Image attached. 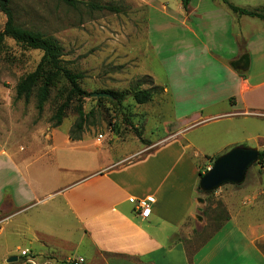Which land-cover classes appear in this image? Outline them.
<instances>
[{"label": "rangeland", "instance_id": "rangeland-1", "mask_svg": "<svg viewBox=\"0 0 264 264\" xmlns=\"http://www.w3.org/2000/svg\"><path fill=\"white\" fill-rule=\"evenodd\" d=\"M81 1L112 4L121 12L73 9L57 0H10V5L19 26L56 39L63 48L64 65L83 75L81 86L90 93L82 102L83 110L92 114L82 138L95 142L103 135V146L117 145V153L144 147L143 153L127 159L126 162H130L154 152L160 142L179 131L181 142L192 146L189 154L202 168L212 166L210 157H219L236 146L264 149V116L215 120L212 115L228 104L219 100L211 106V101L207 100L210 97L221 99L229 90L221 67L211 59L218 53L211 54L205 49L208 41L204 23L207 20L202 16L203 8L211 4L227 9L221 0H191L187 10L181 0ZM229 1L264 13V0ZM244 19L247 29L249 26L264 28L263 20ZM6 22L7 17L0 10V32ZM236 32L240 33V25ZM41 57V51L21 46L10 38L0 49V151L13 154L16 150L26 162L35 159L48 145L46 136L50 131L56 129L62 139L78 118L75 110L78 103L73 101L62 125L54 128L52 117L63 100V83L52 89L41 114L36 109L35 93L28 102L16 98V85L35 70ZM136 86L141 89L158 86L161 90L151 102L142 105L131 96L119 106L106 100L99 102L92 96L95 92L131 91ZM137 131L143 141L139 140ZM0 159L7 161V155L0 153ZM263 172L264 167L253 165L243 183H258L254 174ZM241 186L226 184L208 196L200 194L196 187V198L203 203L204 212L199 220L188 222L192 227H201L199 231L194 230L200 236L197 240H186L190 252L212 232L216 217H225L228 201L220 189ZM257 188L255 184L248 190H240L231 196L232 200L238 206L248 202L247 208L256 207L258 201L253 199V194ZM254 214L255 219L264 217L260 209H255ZM24 219L20 216L17 224L0 238V261L7 247L29 248L26 241L15 234ZM14 256L20 258L21 251ZM66 256H77V253L68 251ZM10 264H22V261Z\"/></svg>", "mask_w": 264, "mask_h": 264}, {"label": "crops", "instance_id": "crops-1", "mask_svg": "<svg viewBox=\"0 0 264 264\" xmlns=\"http://www.w3.org/2000/svg\"><path fill=\"white\" fill-rule=\"evenodd\" d=\"M203 10L205 49L218 53L211 59L229 84L221 99H207L211 106L219 100L228 104L213 119L263 117L264 28L247 29V16L233 17L228 8L211 4ZM243 55L250 64L240 74L231 64ZM54 130L31 162L16 150L0 151L7 155V161L0 159V238L23 215L15 234L26 241L29 248L22 250H30L38 264H66L72 257L84 258V264H264V217L255 219L254 214L255 209L264 212V172L254 174L258 183L220 189L229 219L190 252L186 242L197 240L194 230L201 227L188 222L204 212L196 187L200 172L211 166L194 162L188 151L192 146L181 142V132L160 142L154 152L126 162L145 148L117 153V145L103 146L90 138L73 141L68 132L61 139ZM255 184L256 207L236 205L232 197ZM149 196L155 199L152 214L142 218L131 200ZM22 250L7 247L0 264ZM68 251L77 256H66ZM20 261L26 264L22 256L15 263Z\"/></svg>", "mask_w": 264, "mask_h": 264}, {"label": "trees", "instance_id": "trees-1", "mask_svg": "<svg viewBox=\"0 0 264 264\" xmlns=\"http://www.w3.org/2000/svg\"><path fill=\"white\" fill-rule=\"evenodd\" d=\"M68 7L77 9L83 7L91 12H110L120 13L119 7L112 4H103L96 1H81V0H57ZM227 8L235 15L240 17L247 16L251 18H258L264 21V13L255 10H250L244 7L236 6L229 0H221ZM182 6L185 10L188 9L191 0H181ZM0 10L6 15L7 22L3 31L0 32V49L4 45L6 39L10 38L17 44L29 49L39 50L42 52V57L34 71L24 76L16 85V98L24 99L28 102L35 93L36 97V109L41 114L44 111L45 105L49 101L52 89L63 83L65 91L62 93V102L58 105L52 121L54 128H58L62 125L66 113L70 108L73 101H77L75 107L78 118L75 124L69 131L70 139L73 141L81 140L85 127L87 126L88 119L92 112L86 114L83 110L82 102L85 98L90 96V93L85 91L81 86V80L83 75L74 72L72 69L66 67L63 61V48L61 44L53 38L46 37L40 33L28 30L19 26L16 22L15 13L11 8L10 0H0ZM138 85V84H137ZM161 90L158 86H153L150 89H141L136 86L131 91L113 92L110 93L112 98H99L98 101H108L114 105H121L128 96H131L137 104H146L151 102L154 96ZM137 136L140 141H143L142 134L137 131ZM218 157H210L212 162ZM256 165L264 167V149L259 152V160ZM208 170V169H207ZM207 170L204 172L206 173ZM200 172V178L203 176ZM243 184V183H242ZM237 185V186H241ZM197 190L200 194L211 195L213 192H204L200 189L199 185ZM225 217L217 216L215 219V227L212 232L207 234L206 242L211 238L218 230L222 228L229 216L227 211L224 210Z\"/></svg>", "mask_w": 264, "mask_h": 264}, {"label": "water", "instance_id": "water-1", "mask_svg": "<svg viewBox=\"0 0 264 264\" xmlns=\"http://www.w3.org/2000/svg\"><path fill=\"white\" fill-rule=\"evenodd\" d=\"M249 64L248 55H243L232 62L231 66L235 71L242 73L248 70ZM92 96L97 99L112 98L111 94L107 92H95ZM259 152L257 148L233 147L219 156L207 172L203 174L199 181L200 189L204 192H214L226 184H242L249 169L258 162ZM17 260V257H11L7 263H15Z\"/></svg>", "mask_w": 264, "mask_h": 264}, {"label": "built area", "instance_id": "built-area-1", "mask_svg": "<svg viewBox=\"0 0 264 264\" xmlns=\"http://www.w3.org/2000/svg\"><path fill=\"white\" fill-rule=\"evenodd\" d=\"M103 139V135H100L99 141ZM135 203V209L139 216L142 218H148L152 214V206L155 202L154 197L149 196L144 199L131 200ZM21 256L25 258L26 264H38L30 250H22ZM66 264H84L85 260L82 257H72L65 261Z\"/></svg>", "mask_w": 264, "mask_h": 264}]
</instances>
